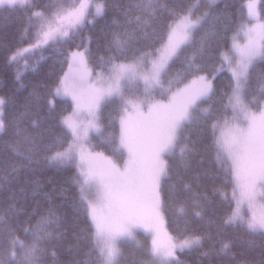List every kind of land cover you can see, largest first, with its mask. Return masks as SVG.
<instances>
[{
    "label": "snow or ice",
    "instance_id": "1",
    "mask_svg": "<svg viewBox=\"0 0 264 264\" xmlns=\"http://www.w3.org/2000/svg\"><path fill=\"white\" fill-rule=\"evenodd\" d=\"M216 3L218 0H207V8ZM200 6L201 0L186 10L170 7L168 0H130L122 9L123 20L113 21L119 31L112 33L109 55L96 58V67L101 71L94 74L88 57L74 52L73 64L54 86L51 95L70 97L72 110L60 116L63 136L57 137L56 149H45L44 160L58 170L75 167V175L70 178L78 191L73 207L89 221L90 229L83 236L89 243L85 258L74 256L70 264H121L120 244L136 242L135 233L141 228L150 232L152 239L146 249L150 259L140 264H185L177 252H198L201 258L209 260L225 256L233 264H252L247 258L236 259L231 251L235 241L221 240L220 247H215L213 241L220 235L219 229L215 234L186 231L182 237L161 235V182L171 178L169 161L179 158L186 170L191 167L198 142L190 138L192 126L197 128L199 140L211 136L215 163L233 184L230 211L222 227L243 228L250 235L259 236V246L264 248V106L259 105L255 96L246 99L251 91V71L257 62H264V19L256 11L255 0H247V18L256 23L239 25L231 37L230 48L218 54V64L206 74L204 60L211 51V41L219 36L220 16L210 10L194 15ZM35 7L33 0H0V11ZM50 7L54 11L47 17L40 11L31 12L30 21L33 17L41 21L39 38L29 48L14 52L10 61L15 62L22 51L68 40L70 34L75 35L93 23L88 19L90 15L102 17L108 5L105 0H79L78 4L66 7L62 0H56ZM165 16L167 21H163ZM143 41L159 42V47L141 48ZM186 48L193 50L190 56L183 55ZM181 60L182 68L173 72V64ZM222 72L230 73V90L222 93L224 99L217 109L201 108L202 101L216 96L213 81ZM261 79L264 80V74ZM258 91L264 97V83ZM133 92L141 93L139 103L128 98ZM109 104L123 115L119 117L118 135L109 134L101 144L110 148L116 160L103 152H94L92 149L98 145L92 144L90 136H103L99 113L102 105ZM250 104H256L259 111H253ZM4 105L5 100L0 98V131L5 127ZM21 143L26 145L23 150L20 143L12 148L21 158L20 167H28L37 162L34 156L40 146L28 136ZM16 170L14 165L12 171ZM183 188L192 191L190 183ZM215 192L220 189H214ZM220 194L227 198L226 193ZM44 197L52 199L47 193ZM12 200L6 210H0V264H44L49 254L46 245L64 235V219L57 206L50 204L35 225L22 228L31 238L21 240L6 219L22 212L15 206L16 198ZM232 201L235 207L231 206ZM209 202L207 192H195L192 215L203 219V209ZM180 211L184 213V207ZM206 243L210 245L207 250ZM247 246L255 248L257 242L249 240ZM137 247L142 246L137 242ZM51 256L56 260V252H51Z\"/></svg>",
    "mask_w": 264,
    "mask_h": 264
},
{
    "label": "trees",
    "instance_id": "2",
    "mask_svg": "<svg viewBox=\"0 0 264 264\" xmlns=\"http://www.w3.org/2000/svg\"><path fill=\"white\" fill-rule=\"evenodd\" d=\"M56 0H33L34 9L15 10L6 9L0 11V97L5 98L3 109L4 129L0 132V210H6L11 203L12 197L16 198L15 206L22 209L18 217H6L8 222L16 229V235L21 240H28L22 231L23 227L35 225L40 215L44 214L50 204L57 206L59 213L64 219V235L58 241L50 242L46 247L49 254L44 258V264H70L75 256L84 259L89 250V243L83 239L89 231V221L82 213L78 214L73 207V200L78 191L70 178L75 175V167L56 169L47 165L44 160L45 149H56L57 137L63 136L64 128L59 123L61 115H67L72 110V102L66 98H57L51 95L54 86L63 77L69 66V53L72 50L87 47L88 62L96 67V58L107 56L109 42L112 33L119 31L113 23L114 20H123L122 9L127 7L130 0H105L108 5L106 13L102 17H96L93 23L88 24L71 35L66 41L58 44L49 43L43 48L33 49L18 56L15 62L9 57L18 50L29 48L38 40V25L41 23L36 17L30 21L28 17L32 11L43 12L47 17L54 11L50 7ZM66 7L78 4L79 0H62ZM101 0H93V3ZM170 7L178 10H186L196 0H168ZM247 0H218L211 9L207 8V2L202 1L197 12L210 10L214 15L219 14L218 21L219 36L211 41V51L205 57V73L210 74L214 65L218 64V54L226 51L231 46V37L239 25L247 22ZM261 17L264 19V0H260L259 6ZM92 11V10H90ZM93 12V11H92ZM91 16V15H90ZM169 18L165 16L163 21ZM162 21V23H163ZM207 27V26H206ZM162 30V29H161ZM139 47H159V42L143 41ZM191 48H186L184 56L192 54ZM200 62V61H198ZM183 60L173 64V72L181 69ZM101 70V69H100ZM264 62H257L251 71L249 87L251 89L246 99L255 96L259 105L264 103L258 89L264 80ZM19 76V79L17 77ZM187 82V81H185ZM230 73L217 74L213 81L216 96L211 100L202 101L201 108L217 109L219 102L224 99L222 93L230 90ZM162 98V97H161ZM53 103L50 104L49 102ZM252 109H259L256 104L249 105ZM122 112L115 110V105H102L99 120L103 136L92 135V144L98 145L93 148L95 152H103L108 156L113 155L109 147L103 146L101 141L109 134L118 135L119 117ZM25 136L35 139L40 150L34 156L36 163L28 167H20L21 158L13 151L12 145L21 144L23 150L26 145L21 143ZM190 138L198 141L197 152L191 157V167L187 170L179 158L169 161L172 165L170 179L161 182L162 209L165 216L167 228L173 237L183 236L186 231H195L197 234L220 230V235L214 237V245L218 249L220 241H235L232 252L236 259L247 258L252 264L264 262V248L260 247L261 238L252 236L243 228L222 227L223 219L230 211L231 193L233 184L219 170V165L214 160V150L211 147V136L198 139V130L195 126L190 128ZM166 159H168L166 157ZM117 162L120 163L119 160ZM16 166V171L12 167ZM199 177V179H197ZM185 183L192 185V191L183 188ZM37 185L39 188L37 189ZM61 189L66 191L61 192ZM226 193L227 198L221 196L220 192ZM195 192H207L210 202L206 203L203 211L204 218L199 219L192 215V199ZM49 194L51 201L46 200L44 194ZM231 206L235 207L234 201ZM185 212L181 213L180 208ZM140 233V234H139ZM142 244L137 251L132 249L129 261L138 264V260L144 261L147 257L149 236L139 232ZM77 237H81L77 239ZM255 240L257 246L249 249L247 241ZM79 245L77 248L76 246ZM7 248V245H4ZM210 247L205 244V250ZM73 249L69 251V249ZM56 252V260L51 256ZM95 254L93 253V256ZM178 256L185 264H233L225 256L201 258L198 252L179 253Z\"/></svg>",
    "mask_w": 264,
    "mask_h": 264
},
{
    "label": "rangeland",
    "instance_id": "3",
    "mask_svg": "<svg viewBox=\"0 0 264 264\" xmlns=\"http://www.w3.org/2000/svg\"><path fill=\"white\" fill-rule=\"evenodd\" d=\"M202 1H206L207 2V0H201V2ZM95 3H99V2H95ZM259 6H260V0H255V7H256V11L260 14V10H259ZM92 11L94 12V9H92ZM202 12H197V11H195V13H194V15H200ZM260 16H261V14H260ZM96 17H94V16H89L88 17V19H90V20H94ZM262 18V17H261ZM263 19V18H262ZM254 23H256V21L255 20H249V19H247V22H246V24H249V25H251V24H254ZM70 36H71V34H70ZM51 43V42H50ZM241 43H243V38H241ZM43 47H45V45H42L40 48H43ZM87 45L85 46V47H83V48H78V49H75V50H72L70 53H69V56H68V58H69V65H71V64H73V61H72V53H74V52H83L84 54H85V56L87 57ZM24 56V53L23 54H21V56H20V58H22ZM74 66V65H73ZM88 66H89V68H91L92 70H93V73L95 74V72H99V71H101L100 69H98V70H94V68L91 66V64L88 62ZM68 70H69V66H68V69L66 70V72H68ZM65 72V73H66ZM64 76V75H63ZM181 86H183V85H181ZM0 98H3V97H0ZM57 98H59V97H57ZM66 99H69L70 101H71V98L70 97H65ZM128 98L129 99H131V100H133V102H137V103H139L140 102V100H142V95H141V93L140 92H133V93H129L128 94ZM4 100H5V98H3ZM157 99H162L161 97H157ZM72 102V101H71ZM262 106H264V103L262 104ZM3 109H4V107H3ZM142 109H143V111H145V112H147V108L146 107H144V106H142ZM253 111H259V109H252ZM129 111H131V109H129ZM122 115H123V113H122ZM3 118V117H2ZM98 123H99V125H100V128H101V131H102V127H101V124H100V120H98ZM1 132V131H0ZM92 135H97V134H94V133H90V136H92ZM91 147V146H90ZM93 150V149H92ZM95 152V151H94ZM105 156H108V155H106V154H104ZM109 157H112V156H109ZM113 159H114V157H112ZM165 159H166V157H165ZM115 160V159H114ZM117 163H119V162H117ZM161 200H162V196H161ZM160 212H161V215H160V220H159V227H160V231H161V235H162V237H163V235L166 233L167 235H169V236H172L171 235V233L169 232V230H168V228H167V224H166V220H165V216H164V213H163V209H162V207H161V210H160ZM139 232H142L143 234H145V235H147V236H149V242H147V246L149 247L150 246V244H151V239H152V235H151V233L150 232H148V231H146L145 229H143V228H141V229H139L136 233H135V237H136V242H131V241H125V242H122L121 244H120V247H121V249H122V252H123V258H122V260H121V264H133V262H134V260H130L129 261V256L131 255V253H132V249L133 248H135V250L137 251L138 249H141V247H137V242H138V244L139 245H141L142 246V244L143 243H146V241H144V242H141V240L139 239ZM139 233V234H138ZM173 237V236H172ZM129 255V256H128ZM177 256H178V252H177ZM149 259H150V257L148 256L145 260H144V262H147V261H149ZM140 260H138V264H140Z\"/></svg>",
    "mask_w": 264,
    "mask_h": 264
}]
</instances>
